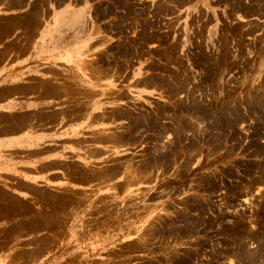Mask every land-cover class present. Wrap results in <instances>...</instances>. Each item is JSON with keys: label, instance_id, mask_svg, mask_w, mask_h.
I'll list each match as a JSON object with an SVG mask.
<instances>
[{"label": "rangeland", "instance_id": "rangeland-1", "mask_svg": "<svg viewBox=\"0 0 264 264\" xmlns=\"http://www.w3.org/2000/svg\"><path fill=\"white\" fill-rule=\"evenodd\" d=\"M12 7L0 25L47 26L62 10L61 25L92 34L63 88L80 116L93 76L105 146L69 167L83 188L0 194V264H264V0Z\"/></svg>", "mask_w": 264, "mask_h": 264}, {"label": "crops", "instance_id": "crops-1", "mask_svg": "<svg viewBox=\"0 0 264 264\" xmlns=\"http://www.w3.org/2000/svg\"><path fill=\"white\" fill-rule=\"evenodd\" d=\"M61 11L53 12L58 19L47 26L0 25L2 195L26 199L42 192L83 188L85 183L72 176L69 167L76 164L88 169L94 152L105 146V139L94 143L91 135L105 132V101L95 99V82L87 69L80 78L84 85L80 116L67 104L70 98L63 86L79 81L77 71L82 70L75 61L76 46L88 42L92 34L61 25ZM20 12L13 9L12 0H0V20ZM87 13L81 8L73 14L83 18ZM7 223V215L1 216L0 227Z\"/></svg>", "mask_w": 264, "mask_h": 264}, {"label": "bare ground", "instance_id": "bare-ground-1", "mask_svg": "<svg viewBox=\"0 0 264 264\" xmlns=\"http://www.w3.org/2000/svg\"><path fill=\"white\" fill-rule=\"evenodd\" d=\"M225 118V117H224ZM226 121V120H225ZM182 127V126H181Z\"/></svg>", "mask_w": 264, "mask_h": 264}]
</instances>
